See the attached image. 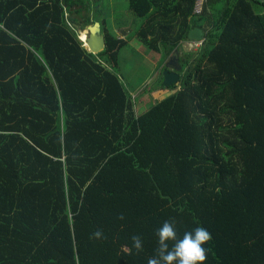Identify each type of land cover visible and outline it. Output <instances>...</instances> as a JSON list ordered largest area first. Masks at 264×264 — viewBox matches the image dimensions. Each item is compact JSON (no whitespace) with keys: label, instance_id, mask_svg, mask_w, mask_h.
<instances>
[{"label":"trees","instance_id":"16d2710c","mask_svg":"<svg viewBox=\"0 0 264 264\" xmlns=\"http://www.w3.org/2000/svg\"><path fill=\"white\" fill-rule=\"evenodd\" d=\"M128 2L142 20L120 37L103 0H0V264H147L170 219L210 232L205 264H264V0ZM196 26L202 48L137 115L122 51L179 55Z\"/></svg>","mask_w":264,"mask_h":264},{"label":"rangeland","instance_id":"374dc122","mask_svg":"<svg viewBox=\"0 0 264 264\" xmlns=\"http://www.w3.org/2000/svg\"><path fill=\"white\" fill-rule=\"evenodd\" d=\"M102 4L104 16L110 18V27L114 31L120 35H123L122 31L135 35L142 18L137 17L131 11L128 0H103ZM96 14L95 11L89 16L96 18ZM214 16L218 17V14L215 13ZM214 33L216 34V31ZM203 41L183 40L178 55L179 62L184 61L189 53L198 52L203 46ZM163 54V51L155 52L137 37L132 38L129 45L122 51L120 67L122 77L125 76L128 83L134 81L141 83L140 88L134 91V96L137 95L139 98L136 100L138 105L135 108L137 115L147 111L151 105L156 103V100L162 99L166 96L165 92H168V88L164 86L165 84L163 85L162 67L173 55L166 59Z\"/></svg>","mask_w":264,"mask_h":264},{"label":"clouds","instance_id":"9594fccd","mask_svg":"<svg viewBox=\"0 0 264 264\" xmlns=\"http://www.w3.org/2000/svg\"><path fill=\"white\" fill-rule=\"evenodd\" d=\"M124 218L123 214L118 217L120 220ZM175 225V220L170 219L156 229L157 247L147 264H205L207 260L205 245L212 240L210 232L203 226H197L178 236ZM104 238L102 229H97L90 236V239L96 240ZM131 241L137 253L143 251V240L140 235H132Z\"/></svg>","mask_w":264,"mask_h":264},{"label":"water","instance_id":"95a60500","mask_svg":"<svg viewBox=\"0 0 264 264\" xmlns=\"http://www.w3.org/2000/svg\"><path fill=\"white\" fill-rule=\"evenodd\" d=\"M87 31V39L84 41L81 32ZM189 39L202 41L204 39V29L200 26L193 27L188 34ZM79 38L84 42L89 51L99 53L106 48V37L102 30L101 23L95 21L89 24L85 29L80 30ZM182 65L179 62L178 55H173L167 62V68L164 70V84L169 86L177 84L181 79Z\"/></svg>","mask_w":264,"mask_h":264},{"label":"crops","instance_id":"0c3cea01","mask_svg":"<svg viewBox=\"0 0 264 264\" xmlns=\"http://www.w3.org/2000/svg\"><path fill=\"white\" fill-rule=\"evenodd\" d=\"M120 37H124V35L121 34ZM123 79H125V76ZM124 81L127 83V85L129 86V88L131 90H136V89L140 88L141 83H139V81H134V82H130V83H128V81L126 79Z\"/></svg>","mask_w":264,"mask_h":264},{"label":"built area","instance_id":"2783aa9c","mask_svg":"<svg viewBox=\"0 0 264 264\" xmlns=\"http://www.w3.org/2000/svg\"><path fill=\"white\" fill-rule=\"evenodd\" d=\"M206 2V0H197L196 5H195V13H201L203 9V5Z\"/></svg>","mask_w":264,"mask_h":264},{"label":"bare ground","instance_id":"6f19581e","mask_svg":"<svg viewBox=\"0 0 264 264\" xmlns=\"http://www.w3.org/2000/svg\"><path fill=\"white\" fill-rule=\"evenodd\" d=\"M81 37H82V39H83L84 41H86V39H87V31H86V30L83 31V32H81Z\"/></svg>","mask_w":264,"mask_h":264},{"label":"flooded vegetation","instance_id":"af4514ba","mask_svg":"<svg viewBox=\"0 0 264 264\" xmlns=\"http://www.w3.org/2000/svg\"><path fill=\"white\" fill-rule=\"evenodd\" d=\"M168 62V61H167Z\"/></svg>","mask_w":264,"mask_h":264}]
</instances>
